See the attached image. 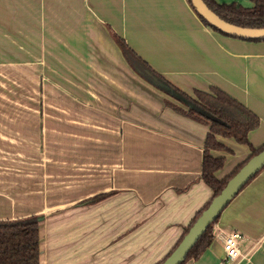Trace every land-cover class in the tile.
<instances>
[{
    "label": "crops",
    "instance_id": "0c3cea01",
    "mask_svg": "<svg viewBox=\"0 0 264 264\" xmlns=\"http://www.w3.org/2000/svg\"><path fill=\"white\" fill-rule=\"evenodd\" d=\"M32 8L48 34L49 70L67 72L88 91L74 92L68 121L82 115L100 138L81 150L73 139L67 151L83 158L52 160L45 177L42 161L11 159V152L41 148L42 99L26 95L25 81L12 96L3 80L0 221L40 217V264H158L213 197L201 179L210 127L167 106L178 102L140 77L113 34L180 91L193 96L215 88L257 115L260 126L248 136L255 149L264 146V42L214 31L188 0H0V71L19 78L27 71ZM70 128L67 135H75ZM49 134L58 137V127ZM218 139L226 150L212 155L225 158L216 173L223 180L249 159L251 147ZM53 144L58 150V138ZM107 193L113 195L87 203ZM234 231L243 236L246 259L225 262L223 235ZM213 235L208 250L185 264H264V170L222 212Z\"/></svg>",
    "mask_w": 264,
    "mask_h": 264
},
{
    "label": "trees",
    "instance_id": "16d2710c",
    "mask_svg": "<svg viewBox=\"0 0 264 264\" xmlns=\"http://www.w3.org/2000/svg\"><path fill=\"white\" fill-rule=\"evenodd\" d=\"M188 1L191 4V1ZM204 1L211 10L228 23L246 28H264V0H250L253 4L251 8H245L235 2L232 4H218L215 0ZM199 18L207 27L228 36L209 25L201 16ZM113 38L128 63L140 77L178 102L177 105L167 101L165 102L167 106L194 121L210 127V132L204 146L201 179L212 189L213 197L197 213L178 244L163 261L158 263L162 264L178 247L191 227L209 207L212 200L222 192L227 183L250 159L264 149V146L255 149L250 145L248 139L249 134L260 126V119L237 100L218 89L212 88L209 92L195 91L193 96L180 91L136 55L123 39L115 34H113ZM245 41L264 42V40ZM218 138L234 139L238 144L249 145L251 147L249 159L223 180H219L216 177V173L223 168L225 158H217L212 155L213 151L226 150V147ZM112 195L113 193L101 194L90 199L87 203L97 204ZM40 220V217L31 216L12 221H0V264H40ZM218 220L207 228L206 232L189 252L183 264L190 260L199 259L208 250L214 240L213 230Z\"/></svg>",
    "mask_w": 264,
    "mask_h": 264
},
{
    "label": "rangeland",
    "instance_id": "374dc122",
    "mask_svg": "<svg viewBox=\"0 0 264 264\" xmlns=\"http://www.w3.org/2000/svg\"><path fill=\"white\" fill-rule=\"evenodd\" d=\"M246 4L247 5H241L245 8H251L253 6L250 0H246ZM47 36L48 34H43L40 31L39 25L35 23L33 8L28 9L26 48L27 71L25 73H21L20 78L18 75L19 73L0 71V96L6 94L3 93V80L10 83L12 96H18L22 93L19 88H15V85L18 84L19 87V82L23 84V81H25L27 85L26 95L28 97H38V99H42L43 131L42 142L40 144L41 148L39 147V150L36 152H25L26 154L23 152H11L10 155L11 159H19V156L24 154V157L21 159L27 158L28 160L36 159L38 161H42L44 177L50 175L52 160L65 162L68 159L83 158L82 151H67V144H72L73 139L76 145H78L75 146L76 149L81 150L83 145H97L100 138L94 129L95 125L90 123L88 119L82 117V115L75 119L76 121L74 120L75 123L74 121H68V108L74 106L71 103L72 95L74 92L77 93L78 96H82L84 94L88 95V91L87 89L78 88L77 85L74 84L71 76L68 80L67 72H60L58 73L59 75L56 76V73L49 70L50 67L48 66L51 62V57L49 56L50 43ZM42 38H44L43 41H41ZM13 106L16 107V109L19 108L18 105ZM80 109H82L81 106ZM51 127H58V137H56V135L50 136L49 133L51 131ZM67 127H71L69 129L70 131L75 130V135H67ZM56 138H58V150H51V145H54L53 142ZM61 170L65 171L66 167L59 168V175H62Z\"/></svg>",
    "mask_w": 264,
    "mask_h": 264
},
{
    "label": "water",
    "instance_id": "95a60500",
    "mask_svg": "<svg viewBox=\"0 0 264 264\" xmlns=\"http://www.w3.org/2000/svg\"><path fill=\"white\" fill-rule=\"evenodd\" d=\"M195 12L209 25L227 34L229 37L244 40H264V28H246L236 26L223 20L204 0H190ZM264 169V149L250 159L241 170L227 183L222 192L215 197L209 207L202 213L191 227L178 247L162 264H183L196 245L197 241L206 232L207 228L219 219L222 212L240 193V191Z\"/></svg>",
    "mask_w": 264,
    "mask_h": 264
},
{
    "label": "built area",
    "instance_id": "2783aa9c",
    "mask_svg": "<svg viewBox=\"0 0 264 264\" xmlns=\"http://www.w3.org/2000/svg\"><path fill=\"white\" fill-rule=\"evenodd\" d=\"M243 240V236L239 232H231L227 235H223V245L225 252V262L237 261L242 262L246 259L240 250V243Z\"/></svg>",
    "mask_w": 264,
    "mask_h": 264
}]
</instances>
